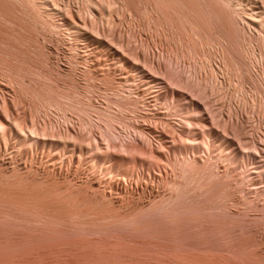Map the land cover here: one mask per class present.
I'll use <instances>...</instances> for the list:
<instances>
[{
	"label": "rangeland",
	"instance_id": "rangeland-1",
	"mask_svg": "<svg viewBox=\"0 0 264 264\" xmlns=\"http://www.w3.org/2000/svg\"><path fill=\"white\" fill-rule=\"evenodd\" d=\"M38 1L40 0H0V37H2L3 35L16 42V55L24 59L25 63L27 60V65L29 64L31 68H39L44 73L50 74L52 78L51 83L53 84V88L57 87L62 90L67 89L68 91L69 84L70 86L74 85L75 90L74 88L70 89L71 92H75L77 90L81 91L82 93L89 94L94 104L96 103V106L102 105L100 107L105 106L104 108H109L110 110L111 108H114L116 110V108L114 107L116 106V104H113L111 100L108 101V99H106L105 97L106 93H102L105 91L104 88H107L106 91H111L109 89L110 87H107V83H111L110 85H112V88L114 86V89L116 90L118 87H120L119 91L120 89H123L122 86L124 88L129 86L135 87L133 91H138L139 88H144L145 86L147 87V85L144 84L145 82L142 80L147 79L146 81H148L150 77H154L157 78V81H159V85H161V82L163 81L162 84H165V86H163L162 89L165 90L168 94L172 95V92H174V94L180 96L179 98H182V101L188 102L189 100L190 105H192L193 103L196 106L198 105L201 112L198 111L194 113L198 116L201 114L200 116H202V119H205L208 123H210L209 126L212 130H220L223 131L224 134H226L229 144H234V148H236V151H238L239 153V157L237 156L236 158L240 165L238 164V167H235L233 168V170H231L232 176H228V178L232 180V184L229 190V198L231 202L229 201V204H227L226 206V211H229V213L227 212L226 216L229 217V219L234 218L235 220L232 219L231 224L233 222H236L234 224H237V226L234 224L231 225L230 221L229 223L227 221L229 219H226L225 221L227 222H224L227 226L223 222V224L221 223L220 227L217 223H219L220 220L223 219H216L217 221H219L217 222L209 218V221H215V223L213 221H210V224L211 222L214 223L211 225L217 224L215 225V227L218 226V229L223 228L222 230H224L225 228L226 232H228L227 230L229 229L231 230V228L232 230H234L226 233L228 237L225 236L226 234H223V232L225 233V230L221 235L220 231L222 230L217 231V228L215 229V227H212L209 224V221L207 222V220H205L203 225H199V227L198 225H195V222L197 221H195L194 223L192 222V224H194L195 226L188 223L187 226L189 227V225H192L193 229L189 228L190 230H187V226H184L186 228L185 232H187L185 233L184 229L183 231H181L180 229L179 232L181 231L180 234H183L182 232H184L183 235L186 234L185 236L188 235L187 241L191 246L190 248H195V251L201 252L200 254L202 255V257H204L203 260L220 259V257H224V253L229 254V252L231 251L230 249L233 248L231 247L233 245L230 246L229 242L235 245L236 243L234 242L236 241L238 243L237 245L239 246L240 240L238 239L240 238L239 236H241V238H243L244 240L242 241V239L240 238L242 246H239L240 249L238 250L240 251L238 252H241V248L243 247H246V249L250 247L249 250H251L252 247H257L258 250L257 248L254 249L258 253H260L261 256H263V259H261L258 264H264V213L262 211V208H264V0H219L220 2H216V0H214L216 4L219 3V7H221V5L225 6V8L227 9H225L226 12L228 11L231 13L232 16L229 13L231 21L229 23H226L224 21L225 23H223V21H220L218 19V22L216 21L217 23L215 22L212 23V26L210 25V31L202 30L199 33L197 44L199 56H196L198 55V53L196 55L194 54L195 59L193 61V64H191L189 58L186 57L185 60H183L184 62L182 61V66H178V69L173 67V70L175 71H172L174 73L173 81L171 78H167V70L164 73L163 69H161L160 67V65H163V63L165 62V51L163 50V48H161L162 45L158 41H155L157 35H159L158 31H156V29L151 24H149L147 20H145L146 18L141 17V20L140 18L138 19L136 10H134L135 13L134 11L132 12V9H134V7H132V9L130 8L131 11L129 10V8L127 9V7L124 6V0H90L91 4L89 3V0H56L59 2L58 4L60 5V7H63V10L66 12L65 19H67V21H71V18H73L77 22H79L80 29L83 30V37H80L78 39L65 33L63 28H50L49 20V26L47 24H44L43 22H45V20L43 19H46L45 15L47 13L43 11L45 6L43 5L44 7H42V4ZM54 1L55 0H53V2ZM133 1H135L134 3L135 5H137V0ZM143 1L140 2V0H138L137 2H139V4L141 3L140 6H144V3L146 1L142 3ZM49 2L51 3L52 1L49 0ZM148 6L153 8V10ZM148 6L147 7L151 11L155 12L153 4L151 2ZM219 7L217 8L220 9ZM131 12L132 14H130ZM108 15L111 17H109ZM143 18L145 20L143 22L145 23L142 22ZM108 19L109 21H111L109 22ZM146 22L151 25V27L147 26ZM144 25H146L149 29ZM84 26L86 28H83ZM230 27H236V29L234 30L237 31H233ZM228 31L230 33H232L231 31H233L234 33L236 32V36L233 35L236 37V42L234 41L236 45L234 46L233 42L231 46V48H233L230 49L237 52L233 55L231 54L227 56V59L225 56H223V48H225V41H227L230 36L229 33H227ZM154 32L157 35L154 34ZM227 35H229L228 38ZM225 37L227 38V40H225ZM82 38H85V40H83ZM87 40L88 42H86ZM218 41H220V44ZM2 45L0 44V48L3 49L4 45ZM234 47L237 48V50ZM4 50H6L5 47ZM24 51L26 52L27 59L25 58ZM28 55L30 56V58ZM230 56L231 58H229ZM233 56L237 60L233 59ZM3 63L4 62H2V64L0 63L1 108L3 107L1 105L2 103L4 104L5 100H7L6 102L12 104L14 102L13 100L17 97L16 92L19 91V82L10 75L11 72L8 64ZM133 63L141 66V69H143L144 71L143 75L139 73V79L142 83L140 81L138 83H135V81L130 79L129 81H131V83H135V85L132 86L128 80L124 82H127L125 85H121L119 82H117V80H124L126 77L131 76L132 73L134 74L132 76L138 75L135 71V73L133 72ZM4 66L6 67V69L4 68ZM172 66H174V64H171L170 67ZM240 68L243 70V72ZM95 71L99 75V77H96L98 75L94 73ZM170 72L171 71H169V74H171ZM91 76H95L94 78H97L98 81L96 79L95 80L99 83V85L102 86V88L100 86L99 88H94L95 90H93L91 87H89L88 83ZM106 77L110 79V81ZM99 78L100 80L101 78H103L104 84L102 83V80H99ZM23 80L27 82L30 80V77L28 75H25L23 77ZM255 84L257 85L258 89L256 88ZM258 85L260 86L258 87ZM90 88L94 92L91 91ZM149 94L150 93L145 94V96L147 95L148 97ZM151 95L152 94H150V97ZM150 97L145 99L142 97L141 101L137 103L140 106L139 109H141V113H143V111H149V113L147 114L150 115H148L147 118L141 117L143 119L141 120L146 125L162 130L164 129L170 132L172 131L173 133L175 132L180 136L183 133L182 136L185 135L186 137L187 135H191L189 131L192 132L193 128H195V132L197 131L196 135H198V137L199 135H203L207 138H201L202 136L200 137L201 139L205 140V148L201 147L199 148V150L195 149V155L198 158L199 162H208L210 159L216 160L219 161L220 170H223L225 168V162H223L222 157L217 153L219 152V149L216 146L210 147L209 150L206 148V144H210L212 142V137L209 136V130L207 127L203 126V124L201 125V123H196V125L194 124L196 127L193 125V128H191L189 125L187 126V124L184 125L185 123L181 121L183 119L181 118L182 116L179 112V115L177 113L179 117L176 114L167 116L157 114L164 112L166 108H160V105H155L154 101H152V97ZM21 99H23V103H21V109L18 112L20 113V117L23 116V118L29 120L31 109L28 105V99L26 98L25 94H22ZM141 103H145V107H143ZM153 111H155V113H153ZM1 112L2 110L0 111V113ZM2 113L5 112L3 111ZM95 113L97 112H93V114L91 115L96 117L97 115H95ZM69 116L73 117L72 120L75 124L72 126L73 130L78 131L79 129V131L81 132H88V129L86 127L81 128V125L79 124L81 122L80 114H78L76 111L71 110ZM75 119H77V121H75ZM38 120L40 121L38 123L41 124L44 121V115H38L37 121ZM242 125L243 127H241ZM60 126L62 127L64 125L61 124ZM185 126H187V128ZM64 128L66 127L64 126ZM224 128H227L226 132L224 131ZM228 128L231 129L229 130ZM202 129L204 131H201ZM237 130L240 131L239 135H241V132L243 131L241 137L238 136V134H235ZM238 137L240 138L239 140ZM3 139L2 136H0V180L5 179L7 176L10 177L12 174V176H14V173L16 174L18 172L30 177H40L43 175H52L54 177V175H56L57 178L63 180V178L65 177L64 175L70 172L66 165H62L60 167L58 164V169L55 170V173H51L52 168L49 166V160H47L45 157L47 153L44 152L42 154V149L27 150L23 146L16 144L12 137L6 138V142ZM188 149L189 150L185 148L184 152H186L188 155L194 154L195 150L192 151L193 149ZM239 158H241L242 160ZM161 166L162 167H157L155 173H147L144 176H138L137 178L127 177L120 182L119 190L121 191V196L124 199H127V202L130 201L129 205H131V202H133L132 205L137 204L139 206H147L155 200L161 198V196H166L167 193L170 192V184H167V182H165V179L160 177V170L158 171L159 168L163 170H166L168 168L166 165L161 164ZM33 168H35V171ZM170 174L171 173L168 172L169 176H171ZM75 175V181H80L85 179L86 177H89L86 171L77 172ZM4 176L6 177L4 178ZM106 189L108 190V188ZM114 195L119 198L118 192L114 193ZM249 200L251 201V203ZM127 202H124L122 204H127ZM0 211H2V208H0ZM235 212L239 215L234 214ZM11 213L6 214L4 210L3 212H0V264H70L71 259H76L78 260V262L81 259H119L121 262H127L128 264H193L194 259H202V257H191L190 259L188 258V262L190 261V263L186 262V258H184L180 253V247L174 246V243H176L174 241L176 240H171L174 237L173 235L176 234V232L174 234L171 233L173 231L172 229H169V231L172 230L170 233L173 235H167V239L170 238L169 241L167 240V242H171V248H167L164 244H162V246L160 245V247L158 246V244L156 245L155 242H158L159 239L162 240V242L163 240L164 242H166V239L164 238L166 237V235L164 234L169 233L168 228H165L166 230L163 229L164 232L162 231V233H160L163 234V239H161V235L157 233L159 231H157L155 234L151 232L153 234L152 236V234L149 232L151 229L153 230V228H151L150 230H147L149 234L146 233L145 237H140L143 232L139 236L135 233L132 234V232L130 234H123L126 236L125 237L122 235L124 239L122 238L121 242H124V244H117L111 242L113 240H116L114 239L115 237L112 236H105L106 238H104L103 240L100 238L101 236L98 237L99 234L97 233L88 234L84 231L82 233L81 230H73L71 229V227H66V229H69L70 231H67L65 229L61 232H54V230L52 231L49 226L47 227L44 224L36 222L30 223L27 220H23V218L18 219V217L13 215L12 213V215L16 217L13 218L12 216H10ZM229 214L230 216H228ZM258 214H260L261 216ZM237 218H239V220ZM243 218H245L248 222H246V220H244ZM242 219L244 220L245 225L247 223L246 226L243 225V221H241ZM238 221L242 224L241 227L238 226L240 225L238 224ZM205 223L207 225L209 224L208 226H211L212 228L204 225ZM223 225L226 227H224ZM228 225L231 226V228L228 227ZM202 227L206 228V231L208 229V231H203L202 229L204 228ZM199 228H201V230ZM154 230H156V228ZM195 230L197 232L198 230L200 231L197 233ZM209 230H211L212 233L214 232V230H216L217 232H219L220 236L218 237L219 234H217V232L215 231L216 233H213L215 235H212V233H210V237H214L217 235L218 238L213 239L212 237L211 239L209 237ZM239 230L243 231L241 232ZM145 231L146 230H144V232ZM165 231L168 232L166 233ZM193 231L195 233V236L192 235ZM77 232L80 233L78 234ZM189 234H191L192 237L191 235L189 236ZM66 235H68L69 237ZM130 235L132 236L128 237ZM133 235L136 236L134 237ZM143 235H145V233ZM147 235H151L152 237H154V241L151 243L152 245L149 243V247L147 246V244L146 246H143V244H140L138 242L139 238H145L144 240H146V237H148ZM158 235H160V237H158ZM183 235L179 236V234H176V238H178V236V239L186 238ZM205 235H207L208 237ZM231 236L232 238L229 239ZM176 238L174 237V239ZM208 238L211 239L210 243L206 242V240H209ZM236 238L237 240H235ZM90 239L92 240L90 241ZM132 239H134L135 242ZM142 239L140 241H143ZM149 239L150 238L147 239L148 242L151 241ZM223 239H225V241ZM232 239H234L235 241ZM190 242H192L194 245L192 243L191 245ZM172 243L175 248L172 247ZM105 244H107V246ZM225 244L229 245H227L226 247ZM137 245H139V247ZM104 246H106V249ZM132 248L136 251H134ZM196 248L199 249L197 250ZM220 248L221 250H218ZM222 248H224V250ZM227 248H230V251H228ZM210 249L213 251H210ZM246 249L243 248L244 251ZM104 250L106 252L108 250L109 251L106 253ZM190 250L191 253L189 254L191 255L192 249ZM236 250L237 249H235V251ZM217 251L220 252V254H222L223 256H221ZM216 252L220 255L219 258ZM210 254L212 255L211 257ZM233 256L234 255H230L228 257ZM233 258H235V256ZM124 259L125 261H123ZM224 259L227 261L230 258ZM224 259L221 258L218 261L214 260V262L216 261L218 262L217 264H222L224 261L221 260ZM225 262L223 264H225ZM229 262L232 263L233 261Z\"/></svg>",
	"mask_w": 264,
	"mask_h": 264
},
{
	"label": "bare ground",
	"instance_id": "bare-ground-1",
	"mask_svg": "<svg viewBox=\"0 0 264 264\" xmlns=\"http://www.w3.org/2000/svg\"><path fill=\"white\" fill-rule=\"evenodd\" d=\"M51 1L53 2V0ZM137 1L136 4L140 6L141 3L139 4V2ZM141 1L143 0H140V2ZM217 1L219 0H216V2ZM38 2L42 4V7L45 6L44 9L43 8L41 9H43V11L47 13L45 15L46 19H43L42 17V19L45 20V22H43L42 20L44 24L48 25L50 21L49 23L50 28H55V29L63 28L65 33L77 39L83 37V33H82L83 30L80 29L79 22H77L73 18H71V21H67V19H65L66 12L63 10V7H60L58 1L55 0L53 3L51 2L52 4L49 2V0H40ZM134 2L135 1L133 0H124V4H125L124 6H126L127 9L129 8V10L130 8L132 9V7H134V9H132V12L136 10L137 13L136 15L138 19L140 18L141 20V17L146 18L145 20H147L149 24H151L156 29V31H158L159 35H157L154 32V34L157 35V37L155 36L156 37L155 41H158L162 45L161 48H163V50L165 51V62L163 63V65L161 64L160 67L161 69H163L164 73L167 70L166 72L168 76L167 78H171L172 81L174 76L173 72H175L173 70L174 68L178 69V66L179 67L182 66L181 65L182 61L185 60L186 57H188L190 63L193 64V61L195 59L194 54L196 55L198 53V55L196 56H199V52L197 49L199 33L202 30L208 31L210 29V25L212 26V23H215L218 19L220 21H223V23L225 22L229 23L231 21L230 19L231 13L228 11L226 12L227 9L225 8V6L221 5V7H219L220 6L219 3L216 4L214 0H144L142 2V3L145 2L144 6H140L141 8L135 5ZM148 2L149 4L150 2L153 4L155 12L150 10V9L153 10V8L148 6L149 5ZM217 7H219L222 11ZM132 12L130 14H132ZM144 18L142 19V22L145 21ZM146 24L147 26L151 27V25H149L147 22ZM144 26L147 27L146 25ZM83 28L86 27L84 26ZM234 29H236V27L232 28V30L237 31ZM233 31H231L232 33H230L229 31L227 32L229 33L230 36L227 35V38L229 36L228 40L225 37L226 38L225 40H227V41L224 40L226 42L224 46L225 48L222 47L224 49L223 56H225L227 59H228L227 56L231 54L233 55L234 53L237 52L231 50L233 48V47L231 48L232 43L234 41L236 42V37H235L236 32L234 33ZM2 37H0V44L1 45L3 44L6 50H4V47L3 49L0 48L1 49L0 63L2 64V62H4L3 64L6 63L8 64V67L11 72L10 75L19 82V91L18 92H16L17 90L15 91L17 93V97L15 96L16 98L13 100L14 102L12 101L13 102L12 104L6 102L7 100H5L4 104L2 103L1 105L3 107L2 108L0 107L1 108L0 111L2 110V112L4 111L6 113L5 114L1 112L5 116H3L0 113V136H2V139L12 137V139L15 141L16 144L23 146L27 150L42 149L41 151L42 154L44 152L47 153L45 157L47 160H49L48 161L49 166L52 168V169L50 168L51 173L52 172L55 173V170L58 169V164L60 167L62 165H66L70 170V172L68 171L69 173L68 174L66 173L64 175L65 177L63 178V180L57 178L56 175H54V177L52 175L30 177L28 175L26 176L25 174L19 172L16 174L14 173V176H12L13 174L11 173L12 175L11 176L9 175L10 177L7 176L8 178L4 176V178L5 177L6 178L0 180V208H2V211L0 212H3V210L6 214L12 212L13 215L18 217V219L23 218V220H27L30 223L36 222V223L44 224L47 227L49 226V228H51L52 231L54 230V232L56 231L61 232L64 231L66 227L68 228L71 227V229L73 230L74 229L81 230L82 233L83 231L85 233L87 232L88 234L97 233L99 234L98 237L101 236L100 238L103 240L104 238H106L105 236H112L115 237L114 239L116 240H113L111 242L117 244L118 243L124 244V242H121L123 236H125L123 234H128V233L130 234L132 232V234L135 233L139 236L143 232V234L145 233V235L142 234L140 235V237L142 236L145 237L146 233L149 234L147 230H150L151 228H153V230L151 229L149 232L150 233L153 232V234H155L157 231H159L157 233L160 234L162 233V231L164 232V230H166L165 228H168V231L169 229H172L173 231L170 230L169 233H167L168 231L167 232L165 231L167 233L164 234L166 235V237H164L166 239L165 240L166 242H164V240L162 242V240L160 239L158 242L157 241L155 242L156 245L158 244L159 247L160 245L162 246V244H164L166 245L167 248L168 247L171 248L170 246L171 242H167V240L169 241L170 239L169 237H168L169 239H167V235L168 234L170 235L171 233L174 234L175 232L177 235L179 234V236L183 235L186 229L184 226H187L188 223L192 224V222L194 223L195 221H197L195 222V225L196 226L198 225L199 227V225L201 226L203 225L205 220H207L208 222L209 218L215 221L221 218L223 220L219 219L220 222L217 221L219 222L217 224H219V226L221 227V223L223 224V222L226 219H229V217L226 216L227 212L229 213L228 210L226 211V206L227 204H229V201L231 202L229 198L230 195L229 190L232 184V180H230L228 176H232L231 170H233V168L235 167H238L239 162L236 157L239 155V153L238 151H236V148H234L233 146L234 144L233 145L229 144V141L227 140L228 138L226 137V134L223 133V131L212 130L211 127L209 126L210 123H208L205 119H202V116H200L201 114L199 116L195 114L198 111L201 112L198 105L196 106L194 103L193 104L191 103L192 105H190L189 100H188L189 103L187 101L185 102L182 101V98H179L180 96H177L176 94H174V92H172V95L168 94L165 90L162 89V87L165 86V84L164 85L162 84L163 81L161 82V85H159L158 83L159 81H157V78L154 77H150L148 81H146L147 79L142 80L145 82L143 83L146 84L147 87L145 86L144 88H139L138 91L136 90L133 91L135 87H130V86L125 88L122 86L123 89H120L119 91L120 87H118L116 90L114 89V86L112 88V85H110L111 83L110 84L107 83L108 80L110 81V79H108L109 77L107 76L108 77V78L106 77L108 79V80L106 79L107 80L106 83L108 84L107 87H110L109 89L111 91H106L107 88H104L105 91L102 89L104 91L102 93L104 94L106 93L105 97L106 99H108V101L111 100L113 104H116V106H114L116 110L114 108L113 109L111 108V110L109 108H104L105 106L100 107L102 105L96 106L95 105L96 103L94 104L89 94H85L77 90L75 92L74 91L71 92L70 89L74 88L75 90L74 85L70 86L69 84L68 91L67 89L62 90L57 87L53 88V84L51 83L52 82L51 75L44 73L39 68L38 69L31 68L29 64L28 66L27 60L25 63L24 59L16 55L17 43L12 41L8 37H5L3 35ZM82 39L85 40V38ZM86 42H88V40ZM218 42L220 44V41ZM235 42L233 43L234 46L236 45ZM235 49L237 50V48ZM24 55L25 58L27 59L25 51H24ZM229 58H231V56ZM233 59L237 60L235 57ZM171 64H174V66L170 67ZM5 66L4 68L6 69ZM134 71L138 75L132 76L134 75L132 73V75L130 74L131 76L126 77L124 80L122 79L117 80V82H119L121 85H125L127 83V82L124 83L125 81L127 80L129 81L130 79H132L133 81H135V83H138L140 81L139 75L140 74L143 75L144 71L143 69H141V66H139L136 63L133 65V72ZM169 71H171L170 72L171 74H169ZM94 73H96V71ZM25 75H28L30 77V80L27 82L23 80V77ZM96 75L98 74L96 73ZM95 76H91L89 83L87 82L89 87H91L93 90H95L94 88L97 89L101 86L97 82L98 81L97 78H94ZM96 77H99V75ZM103 78H101L102 83L104 82ZM129 83H131V81H129ZM135 83H131V85L133 86L135 85ZM259 86L260 85H258V87ZM91 88L90 90L93 91ZM148 93L152 94L151 95L152 101H154L155 105H160V108L163 107L164 109L166 108L164 112L157 114L167 116L172 114L177 115V113L179 112L182 116L181 118L183 119L181 121L185 123L184 125L187 124V126L189 125L191 128H193L196 125V123L197 124L201 123V125L203 124V126L207 127L209 130L208 134L209 136L212 137V142L210 144L208 143L209 145L206 144V148L209 150L210 147L216 146L219 149V152L217 153L222 157L223 162H225L224 165L225 168L223 170H220L219 161L216 160L210 159L208 162H204V163L199 162L198 158L195 155L196 153L195 149L199 150V148L201 147L205 148V144H204L205 140L201 138H206V137H204L203 135H201L202 137L200 135L198 137V135H196L197 131L195 132L196 130L195 128H193L192 130L193 134L192 132L189 131L191 135L189 136L187 135L186 137L185 135L182 136L183 133L180 136L179 134H176L175 132L173 133L172 131L170 132L164 129L162 130L156 127L154 128L152 126L146 125L142 121L143 119L141 117L147 118L148 115H150L147 114L149 113V111H143V113H141V109H139L140 106L137 103L141 101L142 97L144 99L150 97V94L148 97L147 95L145 96V94ZM22 94H25L26 98L28 99V105L31 109L29 120L23 118V116L20 117V113L18 112L21 109V103H23V99H21ZM141 105L145 107V103H141ZM71 110L76 111L78 114L81 115L80 117L81 122L79 124L81 125V128L86 127L88 129V132L86 131L87 133L81 132L79 131V129L78 131L72 129V126L75 124L74 121L72 120L73 117L69 116ZM93 112L98 113V114L95 113V115H97L96 117L91 115L93 114ZM153 113H155V111H153ZM40 114H42V116L44 115V121L42 120L43 122L41 124L38 123L40 122L39 120L37 121V117ZM75 121H77V119H75ZM59 124L60 125L63 124L66 128H64V126L61 127ZM187 126L185 127L187 128ZM241 127H243V125ZM224 129H225L224 131L226 132L227 128ZM238 130L235 134L236 135L238 134V136L241 137L243 131L241 132V135H239L240 131ZM201 131L204 130L202 129ZM5 139L3 140L5 141ZM239 139L240 138L238 137V140ZM185 148H187V150H189L188 148L193 149L192 151L195 150L194 154L188 155L186 152H184ZM161 164L166 165L168 168L166 170L159 168L158 171L160 170L159 173L160 177L165 179V182H167V184H170V189H169L170 192L167 193L166 196L165 195L163 197L161 196V198L158 197L159 198L158 200H155L154 202H152L150 205L147 206H142V205L139 206L137 204L132 205L133 202H131V205H129L130 201L127 202V199H124L121 196V191L119 190L120 182L123 179H126L127 177L137 178L138 176H144L147 173H152V172L155 173L158 166L162 167ZM33 169L35 171V168ZM82 171L83 172L86 171L89 177H86L85 179L80 181H75L74 175L77 172H82ZM168 172L171 173L170 174L171 176L168 175ZM106 188H108V190ZM116 192L119 193V198L114 195V193ZM124 202H127V204H122ZM263 209L264 208H262V211L264 213ZM12 213L10 214V216L14 218L15 216H13ZM234 214H236V212ZM228 216H230V214ZM232 219L227 220L228 223L230 221L231 224ZM237 219L239 220V218ZM243 219L246 220L245 218ZM243 219L241 221H243L242 223L243 225H245ZM215 221L213 222L215 223ZM213 222H211V224H214ZM246 222L248 221L246 220ZM206 223L204 225H206L207 227H211V226L215 227V225H217V224L215 225L210 224L211 226H208L209 224L207 225ZM234 223L236 222H233L232 224ZM238 224H240L238 225L239 227L242 226V224L239 223V221ZM192 225H189V227L187 226V230H190L189 228H192L193 227ZM234 225L237 226V224ZM228 227L231 228V226L229 225ZM155 228L156 230H154ZM216 228L218 229V226L215 227V229ZM180 229L181 231H183L184 229V232H182L183 234H180L181 232V231L179 232ZM199 229L201 230V228ZM205 229L206 228L202 230L204 231ZM222 229L223 228L218 229L217 231H220ZM66 230L68 231L69 229ZM144 230H146L147 232L146 231L144 232ZM200 230H198V232ZM224 230L220 231L221 235ZM233 230L232 228L231 230L230 229L227 230L228 232H226L225 230V233L223 232V234L229 233V231H233ZM207 231L205 230V232ZM210 231L211 230H209V237H210V233H212V231L211 232ZM215 231L216 230H214V232ZM213 233L212 235H215ZM176 234L173 235L175 238H176ZM217 234H219V232H217ZM160 235H161V239H163L162 237L163 234ZM160 235H158V237H160ZM185 235H183L184 237H186L184 239L183 238L178 239L179 236L178 238L174 239V237L172 236L173 239L171 240L173 241L176 240L174 241L176 243L173 242L174 246L180 247L181 250L180 253L184 258H186V262H188V260L191 257L201 258L202 257V255L200 254L201 252L195 251L194 250L195 248L194 249L190 248L191 246L187 241L188 235L187 236ZM190 235L191 234H189V236ZM192 235L195 236L194 231ZM131 236L132 235L128 237ZM133 236L135 237L136 235ZM147 236L148 237H146V240H144L145 238L143 239L141 238L143 241H140L141 239L139 238L138 242L140 244H143V246L144 245L146 246V244L148 246L149 243L151 244L154 241V237H152L151 235H147ZM219 236L220 234L218 235V237ZM225 236H227V234ZM232 236L229 239H231ZM212 237L210 238L212 239ZM218 237L216 235L213 237V239ZM239 237L241 238V236ZM148 238H150L149 239L151 240L150 242H148L147 240ZM240 238L238 239L240 240L239 246L242 244L241 239L242 241L244 240L243 238L241 239ZM92 239H90V241ZM211 239H209L208 241L206 240V242L210 243ZM132 240L134 241V239ZM223 240L225 241V239ZM235 240H237V238ZM173 243H172V247H174ZM191 243L192 242H190V244ZM234 243L236 244L234 245L233 243L231 244V242H229L230 246L233 245L231 246L233 248L232 249L227 248V249L228 251L231 250L232 252L230 251L229 254L224 253V257H220V255L221 256L223 255L220 254V252L218 251L217 252L220 255L216 252L218 258L220 257V259L230 258L227 261L225 259L221 260L224 262L226 261L225 264H240V263L258 264L260 260L263 259V256H261V254L254 249L257 247L254 248L252 247L253 250L252 248L251 250H249L250 247L248 246H247L248 250L246 249V247H243L246 250L244 251L243 248H241L242 251L238 252L240 251L238 250L240 249L239 246L237 245L238 243L236 241ZM105 245L107 246V244ZM106 246H104L105 249ZM137 246L139 247V245ZM234 246H238V247H234ZM190 249H192L193 255L189 254L191 253ZM196 249L198 250L199 248ZM222 249L224 250V248ZM235 249L237 250L235 251ZM218 250H221V248ZM210 251L213 250L210 249ZM230 255L231 256L234 255L235 258L237 259L233 258L234 256L228 257ZM211 256L212 255L210 254V257ZM203 258L204 257H202V259L199 260L194 259L195 261L193 260V264H217L218 262L216 261L220 260V259L212 260L209 258H208L209 260L207 259L203 260ZM214 260H216L215 261L216 263L214 262ZM123 261H125V259ZM229 261H233V262L230 263ZM188 263H190V261ZM70 264H128V263L121 262L119 259H81L79 262L76 259H71Z\"/></svg>",
	"mask_w": 264,
	"mask_h": 264
}]
</instances>
